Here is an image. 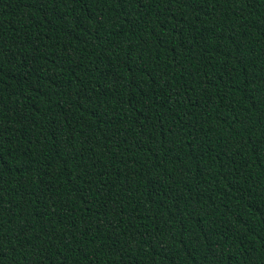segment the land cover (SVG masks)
<instances>
[{
	"label": "trees",
	"instance_id": "1",
	"mask_svg": "<svg viewBox=\"0 0 264 264\" xmlns=\"http://www.w3.org/2000/svg\"><path fill=\"white\" fill-rule=\"evenodd\" d=\"M0 264H264V0H0Z\"/></svg>",
	"mask_w": 264,
	"mask_h": 264
}]
</instances>
